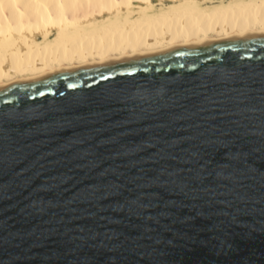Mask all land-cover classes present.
<instances>
[{
    "label": "water",
    "instance_id": "obj_1",
    "mask_svg": "<svg viewBox=\"0 0 264 264\" xmlns=\"http://www.w3.org/2000/svg\"><path fill=\"white\" fill-rule=\"evenodd\" d=\"M0 264H264V31L0 89Z\"/></svg>",
    "mask_w": 264,
    "mask_h": 264
},
{
    "label": "bare ground",
    "instance_id": "obj_2",
    "mask_svg": "<svg viewBox=\"0 0 264 264\" xmlns=\"http://www.w3.org/2000/svg\"><path fill=\"white\" fill-rule=\"evenodd\" d=\"M264 31V0H0V89Z\"/></svg>",
    "mask_w": 264,
    "mask_h": 264
}]
</instances>
